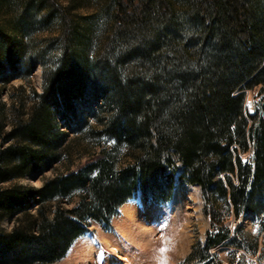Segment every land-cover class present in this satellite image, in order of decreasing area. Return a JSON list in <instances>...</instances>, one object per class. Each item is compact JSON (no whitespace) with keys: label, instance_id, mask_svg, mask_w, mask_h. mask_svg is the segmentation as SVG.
<instances>
[{"label":"trees","instance_id":"obj_1","mask_svg":"<svg viewBox=\"0 0 264 264\" xmlns=\"http://www.w3.org/2000/svg\"><path fill=\"white\" fill-rule=\"evenodd\" d=\"M75 4L0 0L2 84L26 78L43 57L24 35L52 19L59 28L58 66L43 64L42 91H32L25 112L17 99L7 129L0 104V183L62 159L66 135L58 119L104 141L82 164L39 187H0V223L16 216L11 230L0 226V264L55 262L88 230L87 219L108 229L119 205L133 197L168 201L173 156L183 167L179 176L201 188L210 220L204 243L188 258L219 264L209 249L222 243L256 251L257 235L240 225L232 234L222 217L231 209L264 230V0H103L99 33L81 28L85 17L73 12ZM13 9L11 30L3 18ZM255 86L260 100L248 112L244 89ZM102 94L100 117L93 103ZM78 106L100 129L78 116ZM123 155L129 160L119 165ZM75 194L72 206L59 202ZM55 200L49 214L44 203Z\"/></svg>","mask_w":264,"mask_h":264},{"label":"rangeland","instance_id":"obj_2","mask_svg":"<svg viewBox=\"0 0 264 264\" xmlns=\"http://www.w3.org/2000/svg\"><path fill=\"white\" fill-rule=\"evenodd\" d=\"M52 1L64 5L71 0ZM100 2L103 3V0H74L77 7L73 12L85 17L82 29L99 33V28L103 26H101L103 17L99 18ZM14 15L13 9L3 18L7 28L11 30H14L15 26L12 19ZM16 30L18 32L21 28L16 27ZM28 40L31 41L32 49H42L44 54L39 62H35L26 78L16 77L5 84L0 83V104L4 107L5 129L8 128L12 117V108L19 107L17 99L23 98V106L18 112H25L32 103V91L35 90L37 93L42 91L43 64L49 68L58 66L59 49L56 43L59 41V28L54 19L47 24L34 26L29 35L22 37V41ZM258 88L255 86L252 89H244V106L248 112H252L259 103ZM103 103V94L93 103L94 111L100 117L106 114ZM82 110L81 112L79 106L76 108L80 117L85 114L84 108ZM85 116L93 129H100L101 124L93 116L89 114ZM60 122L58 119L59 129L66 135L62 159L52 163L50 168L42 172H30L18 179L1 182L0 187L15 183L27 188L39 187L44 180L64 171L67 167L73 169L82 164L90 157L91 152L98 151L104 144L102 137L99 140L91 139L90 135L75 133ZM71 122L74 123L75 120L72 119ZM240 155L245 159L251 155V150ZM173 159L175 164L171 170L174 187L168 201L151 204L142 201L140 197H134L119 205L116 214L109 220L108 229L87 219L85 223L88 230L73 240L61 259L49 264H198L193 258L188 257L196 245L204 243L210 220L203 212L204 199L201 188L197 184L185 182L179 176L182 164L176 156H173ZM128 160L129 158L123 155L120 156L118 163L121 165ZM70 200L69 203V199L63 198L59 202L63 207H70L77 200L76 194ZM44 204L49 208L50 214L56 200ZM229 210V213L222 217L223 223L232 230V234L234 227L240 225L243 232H248L252 236L257 235L256 251L251 252L241 246L233 248L222 243L210 248L209 252L216 253L215 258L219 260V264H264V230L257 231L248 216L241 214L240 217L234 218L231 209ZM126 211L133 213V216L126 215ZM31 212L35 214L36 206ZM15 224L16 216H13L4 218L0 226L9 231Z\"/></svg>","mask_w":264,"mask_h":264},{"label":"bare ground","instance_id":"obj_3","mask_svg":"<svg viewBox=\"0 0 264 264\" xmlns=\"http://www.w3.org/2000/svg\"><path fill=\"white\" fill-rule=\"evenodd\" d=\"M126 215H128L129 217H132L133 213H131L130 211H126Z\"/></svg>","mask_w":264,"mask_h":264},{"label":"snow or ice","instance_id":"obj_4","mask_svg":"<svg viewBox=\"0 0 264 264\" xmlns=\"http://www.w3.org/2000/svg\"><path fill=\"white\" fill-rule=\"evenodd\" d=\"M249 108H251V103H249Z\"/></svg>","mask_w":264,"mask_h":264}]
</instances>
